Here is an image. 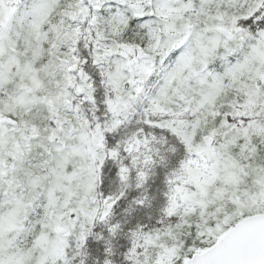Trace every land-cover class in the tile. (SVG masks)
<instances>
[{"label":"snow or ice","instance_id":"obj_1","mask_svg":"<svg viewBox=\"0 0 264 264\" xmlns=\"http://www.w3.org/2000/svg\"><path fill=\"white\" fill-rule=\"evenodd\" d=\"M0 264H264V0H0Z\"/></svg>","mask_w":264,"mask_h":264}]
</instances>
